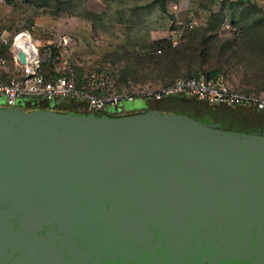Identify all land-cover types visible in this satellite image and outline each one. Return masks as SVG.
<instances>
[{"label":"water","instance_id":"1","mask_svg":"<svg viewBox=\"0 0 264 264\" xmlns=\"http://www.w3.org/2000/svg\"><path fill=\"white\" fill-rule=\"evenodd\" d=\"M0 264H264V135L0 107Z\"/></svg>","mask_w":264,"mask_h":264},{"label":"rangeland","instance_id":"2","mask_svg":"<svg viewBox=\"0 0 264 264\" xmlns=\"http://www.w3.org/2000/svg\"><path fill=\"white\" fill-rule=\"evenodd\" d=\"M225 19L231 29L224 28ZM21 30L42 45L45 35H71V53L85 69L104 74L108 93L204 75L218 89L264 98V0H0V55L9 54ZM74 101L81 110L85 102ZM149 103L136 97L127 105L140 110ZM183 105L208 114L224 131L264 135V112L256 117L252 106L199 98Z\"/></svg>","mask_w":264,"mask_h":264},{"label":"built area","instance_id":"3","mask_svg":"<svg viewBox=\"0 0 264 264\" xmlns=\"http://www.w3.org/2000/svg\"><path fill=\"white\" fill-rule=\"evenodd\" d=\"M175 8L176 5L173 6ZM223 26L231 29L228 19L224 20ZM23 43L28 48H24ZM74 44L73 37L65 33L54 34L44 45L38 43L29 30L15 33L9 54L0 55V97L5 99V105L14 107L23 98H75L85 102L89 109L103 110L136 97L161 99L173 93H186L212 103L242 104L264 109V98L218 89L204 75L178 80L171 86L159 89L108 93L103 90L104 74L85 69L84 62L71 53ZM21 52L26 54L25 63L20 60Z\"/></svg>","mask_w":264,"mask_h":264},{"label":"trees","instance_id":"4","mask_svg":"<svg viewBox=\"0 0 264 264\" xmlns=\"http://www.w3.org/2000/svg\"><path fill=\"white\" fill-rule=\"evenodd\" d=\"M74 99L75 98H64L61 100H45L40 98H23L22 102H17L16 105H24L26 110H48V111L63 112V113L67 112L70 114H84V115H96V116L110 115L111 108L103 109V110L89 109L87 104L85 103L84 106H82L81 110H78L79 104H77L74 101ZM147 99H149V101H153L154 104L149 103L146 108L140 109V111H150L155 113L167 112V113H176V114H186L200 120L203 123L213 125L211 124L212 122L209 120L210 116H208V114L205 115L206 116L205 117L203 115L204 112L202 113L194 107L183 105V103L185 102H192V101L196 102V97L188 96L185 93H178L175 96L166 95L161 99H154V98H147ZM163 101L166 103H161ZM55 108L57 110H55ZM230 114L232 115V117H238V118L239 117L242 118V116H245L244 114L240 115L239 113H235V112ZM247 116H245V118ZM250 116L251 115L249 114L248 117ZM256 117H259V115H256ZM214 127L216 129L222 130V128L218 126H214Z\"/></svg>","mask_w":264,"mask_h":264},{"label":"flooded vegetation","instance_id":"5","mask_svg":"<svg viewBox=\"0 0 264 264\" xmlns=\"http://www.w3.org/2000/svg\"><path fill=\"white\" fill-rule=\"evenodd\" d=\"M237 106H244V105L237 104ZM0 107H6L5 103L4 104L0 103ZM252 107H254V106H252ZM18 109H20L21 111H24V112L31 111V110H26V109H21V108H18ZM254 109H255V113H257V115H261L262 112H260V111L264 110V109H261V110L260 109H256L255 107H254ZM144 112H150V111L133 110V111H129V112L123 111V112H120V113L111 112L110 115H108V116H121V115H128V114H134V113H144Z\"/></svg>","mask_w":264,"mask_h":264},{"label":"crops","instance_id":"6","mask_svg":"<svg viewBox=\"0 0 264 264\" xmlns=\"http://www.w3.org/2000/svg\"><path fill=\"white\" fill-rule=\"evenodd\" d=\"M9 1H10V0H9ZM16 1H19V0H15V2H16ZM35 24L38 25V22L35 21ZM33 29H34V28H33ZM43 29H45V28H43ZM43 29H42V30H43ZM45 32L48 33V31H44L43 33H45ZM45 37L48 38L46 41L49 42L52 36H50V35H45ZM38 41H39V40H38ZM260 112H264V110H261Z\"/></svg>","mask_w":264,"mask_h":264},{"label":"bare ground","instance_id":"7","mask_svg":"<svg viewBox=\"0 0 264 264\" xmlns=\"http://www.w3.org/2000/svg\"><path fill=\"white\" fill-rule=\"evenodd\" d=\"M22 46H23L24 48H28V46H27V45H25L24 43L22 44Z\"/></svg>","mask_w":264,"mask_h":264}]
</instances>
